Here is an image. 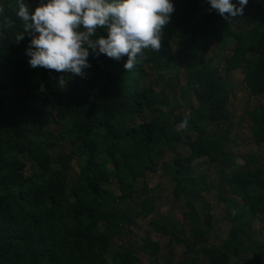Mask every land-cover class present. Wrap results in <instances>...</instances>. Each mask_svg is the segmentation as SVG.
<instances>
[{
    "label": "trees",
    "instance_id": "trees-1",
    "mask_svg": "<svg viewBox=\"0 0 264 264\" xmlns=\"http://www.w3.org/2000/svg\"><path fill=\"white\" fill-rule=\"evenodd\" d=\"M41 2L25 0L30 11ZM171 2L175 12L159 52L145 50V58L129 72L123 67L127 56L119 61L90 56L91 67L84 71L92 84L84 86L79 76L29 66L30 37L25 33L15 41L23 31L17 0H0L3 16L14 21L13 28H0V264H140L134 249L112 250L113 241L131 234L137 218L153 213L145 193L147 177L156 172L165 151L175 152L178 145L187 153H175L170 161V195L183 201V222L167 217L150 222L152 230L184 245L181 264H196L197 246L206 264H236L245 251L248 264H264V241H253L252 227L264 216V159L252 168L238 164L227 150L228 129L223 134L208 131L229 123L231 91L228 81L199 61L210 46L221 49L232 41L227 68L244 66L250 95L264 97V18L252 14H264V0L259 5L249 0L243 16L231 21L211 10L207 0ZM241 21L250 27L237 30ZM172 39L189 45L185 83L179 87L197 103L188 106V115L165 95L171 83L159 74L171 68ZM146 68L164 87L157 89ZM185 118L188 130L175 131ZM250 118L252 136L264 149V105ZM55 123H64L58 138L48 130ZM63 141L74 150L56 156ZM75 154L82 158L81 169L71 179ZM201 158L218 166L219 192L228 189L230 194L221 198L230 227L213 246L205 244L212 227L202 196L213 187L192 175L193 162ZM112 180L118 194L109 189Z\"/></svg>",
    "mask_w": 264,
    "mask_h": 264
},
{
    "label": "rangeland",
    "instance_id": "rangeland-1",
    "mask_svg": "<svg viewBox=\"0 0 264 264\" xmlns=\"http://www.w3.org/2000/svg\"><path fill=\"white\" fill-rule=\"evenodd\" d=\"M263 0H257L258 5ZM253 15L263 16L264 14L258 10L252 12ZM245 22L241 21L237 25V30L248 29ZM171 62L170 70L162 71L159 74L163 75V79H167L171 83V88L165 92L170 101L174 105H179L180 111H184L188 115V106L196 107L197 103L194 98L189 95H182L179 87L185 83V69L183 64L189 59V45L187 43L178 42L175 39L171 40ZM234 43L232 41L225 48H214L210 46L207 51L199 56L201 64H207L215 75L226 80L230 84V100L227 107L230 117L227 125L212 126L208 131L210 133L223 134L228 129V143L227 150L232 153L235 161L238 164H243L247 168L255 166L259 158L264 159V149L261 143H258L252 136L253 124L251 122L250 113L254 112L260 106L264 105V97H253L250 95L243 78L245 67L242 66L237 70L227 68L225 58L232 53ZM253 58L249 55L248 60ZM149 79H155L158 83V88L164 87V81L158 80L156 76L145 69ZM84 86H91L92 80L89 76H84ZM75 81V79H72ZM96 90L92 91L94 95ZM180 124L174 126V130L181 129ZM64 129V123H55L48 126L49 132L56 138L60 137ZM69 143V142H68ZM67 141L61 142L54 154L57 156L60 153H70L74 150ZM175 152L165 151L164 157L158 163L156 172L147 177L148 186L145 189L146 196L152 200L154 205L153 213L148 217H139L135 222V226L129 227L131 234L123 233L113 241L112 250L131 247L137 253L140 264H181L184 257V245L175 244L170 237L156 233L150 227V222L158 221L167 217L174 216L179 223L183 222V201L181 199L174 200L170 195L171 181H170V161L175 153L184 155L187 153L186 147L178 145L173 149ZM82 158L74 155L71 162L72 170L70 171L71 179L78 176L81 169ZM216 164H211L206 158H201L193 162V177L204 179L207 187H213L209 192L202 194L205 204L209 207L211 215V230L205 239L207 246L220 244L219 239L226 237L230 227L229 221L225 218L226 210L225 204L221 201L222 197L230 196L229 190L224 189L219 192V172ZM34 169L28 167L27 173H32ZM142 180H137L135 186L139 188ZM109 189L118 194V188L115 180H112ZM122 209V208H121ZM256 232L253 241H264V216L258 217L252 225ZM143 238L147 239L144 244ZM247 245L243 246V250ZM147 248V249H145ZM199 246L195 248L196 264H206L202 254L198 251ZM249 252L245 251L244 258L238 259L236 264H248L246 257Z\"/></svg>",
    "mask_w": 264,
    "mask_h": 264
},
{
    "label": "clouds",
    "instance_id": "clouds-1",
    "mask_svg": "<svg viewBox=\"0 0 264 264\" xmlns=\"http://www.w3.org/2000/svg\"><path fill=\"white\" fill-rule=\"evenodd\" d=\"M249 0H207L211 10L231 21L243 16ZM16 16L23 31L15 41L30 37L26 55L31 68L42 67L57 73L83 78L91 67L89 57L105 55L121 60L131 71L145 58V50L160 51L164 28L175 12L171 0H46L30 11L25 0H17ZM0 6V16L4 13ZM14 21L3 16L0 28L11 29ZM104 30L107 35H98ZM63 83V79H61ZM179 127L188 130L185 118Z\"/></svg>",
    "mask_w": 264,
    "mask_h": 264
}]
</instances>
